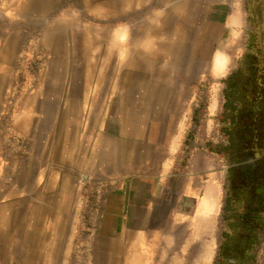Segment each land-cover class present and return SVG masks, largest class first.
<instances>
[{
  "label": "rangeland",
  "instance_id": "rangeland-1",
  "mask_svg": "<svg viewBox=\"0 0 264 264\" xmlns=\"http://www.w3.org/2000/svg\"><path fill=\"white\" fill-rule=\"evenodd\" d=\"M5 1L0 0V157L3 158L0 164H7L12 169L16 163L18 167L20 157H45L53 131H57L59 125H75L66 117L69 108L76 113L79 119L77 125L81 128L84 125L91 128L96 124L97 128L101 125L119 132L137 124L144 110L153 105L165 73L166 78L177 80L179 93L183 95L180 106L185 108V113L180 121L178 156L189 160L194 152L202 150L214 154L223 171L224 193L216 253L221 250L218 264H264V213L257 217L256 212L246 211V208H254L250 204L264 208L263 196L260 192L246 193L241 188L231 190L225 182L230 163L225 159L226 153L222 148V140L228 135L229 118L234 115L232 111L239 110L240 102L244 103L239 102L237 97L245 98L244 85L246 82L250 84L247 80L252 78L258 86L260 82L264 83V76L261 75V72L264 74V65H261L264 58H260L262 53L254 57L255 54L250 53L248 48L251 41L247 30L252 23L249 0H196L192 13L170 9V6L176 5L170 1L163 4L158 0H117L113 7L111 0H106V5L91 0L93 7L84 8L81 0H61L35 20H29L24 15L28 9H20L24 1L30 4L35 0ZM211 5L216 6L218 23L207 19ZM218 7L222 9L219 11ZM118 15L120 17H116ZM70 17L78 23L79 45L80 40L82 42L90 36L86 31L89 26L92 29L110 28L111 31L123 29L128 45L132 42L141 45L151 39L156 41L154 44L158 42L152 47L157 58L155 61L149 58L152 72L142 96L138 89L129 105L123 100L125 95L121 94L119 80L130 84L139 80L129 78L131 73L124 72L122 75L118 53L101 51L97 46L89 50L78 47L76 51L68 48L61 53L52 51L45 40V28L49 25L54 27L56 22ZM165 20L171 23L173 29L180 28L177 30L180 35L174 34L175 31L152 32L151 25L161 28ZM206 23L209 26L205 31ZM9 40L14 41L13 53L10 54ZM163 45L176 47L171 54L165 53ZM216 53L225 58L223 69H215ZM9 55L11 61L9 65H4L3 61ZM58 56L65 59L60 66L56 61ZM235 80L238 85L242 84L239 94L229 85ZM213 93L216 96L214 110L211 109ZM259 96L260 93L254 100H258ZM236 99L239 103H235ZM228 109L232 111L229 113ZM41 148L44 149L43 155ZM259 152L260 149L256 152L257 157ZM78 186L82 189L83 183L78 181ZM81 195L82 198L85 195L83 189ZM248 214L255 216L254 225L256 219L262 222L263 226L255 225V232L263 231V237L256 239L248 234L239 241L234 235L242 220L245 219V224L249 222L246 218ZM81 224L79 241L71 260L56 264H99L92 256L93 223L81 220ZM256 243H259L258 250L255 261L251 262L252 248ZM0 264H3L2 261Z\"/></svg>",
  "mask_w": 264,
  "mask_h": 264
},
{
  "label": "crops",
  "instance_id": "crops-1",
  "mask_svg": "<svg viewBox=\"0 0 264 264\" xmlns=\"http://www.w3.org/2000/svg\"><path fill=\"white\" fill-rule=\"evenodd\" d=\"M133 85L121 87L128 105ZM178 85L164 73L153 105L119 132L81 128L69 108L66 117L75 125L53 131L45 157H20L12 169L0 164L3 264L70 261L81 220L93 223L99 264L213 263L224 175L214 154L178 156L185 113Z\"/></svg>",
  "mask_w": 264,
  "mask_h": 264
},
{
  "label": "bare ground",
  "instance_id": "bare-ground-1",
  "mask_svg": "<svg viewBox=\"0 0 264 264\" xmlns=\"http://www.w3.org/2000/svg\"><path fill=\"white\" fill-rule=\"evenodd\" d=\"M12 0H6L5 2H10ZM159 2L162 1L163 4L167 2L175 3L176 5L170 6V9L180 10L182 12L186 13H192L195 10V2L196 0H158ZM61 0H35L33 3H26L24 1V4L21 5V8H26L29 11H27L24 15L28 17L29 20L31 19H37L42 16V14L47 10V8L55 7L58 3H61ZM91 0H81V5L85 8H92L93 6L90 5ZM111 5L115 7V4L117 3V0H111ZM129 2H133V0H129ZM94 3H101V4H108L106 0H95ZM4 4V2H2ZM168 4V5H171ZM216 6L211 5L208 7L207 11V19L208 21L212 20L213 23H218L220 20L218 18V14L215 11ZM219 11L220 7H218ZM112 10V9H111ZM116 17H120L119 15ZM50 26V25H49ZM46 27L45 30L47 32V35L45 36V40L48 43V45L51 47L52 51H58V53L62 52L63 50H70V51H76L78 47H82L84 50H89L93 46H97L101 51H107L109 53L116 52V54H119V65H121L122 75H124V72L131 73L133 78L136 77L137 80H139L138 83H135L136 85H133L130 89V92H132L135 95V92L139 89V94L142 96L143 91L145 90V85L147 82V78L151 76V63L149 62V58H153L154 61L157 58V55L155 51L152 49V47L156 46L155 44H158L153 41V39L146 41L144 44H137L135 42H132L131 44H127L125 39V31L123 29L121 30H113L111 31L110 28H102V29H92L90 26L86 28V31L89 33V37L86 39H83L82 42L80 40V45L78 42V31L76 30V27L78 26V23L74 20V17L70 18H64L63 22H56L54 27ZM208 23H206L205 31L208 28ZM213 26V25H212ZM214 28V27H213ZM152 32H158V33H167L175 31L174 34L178 35L179 32L177 30H181L178 28L177 30L173 29L171 26V23L169 21H164L163 26L157 27L155 24L151 25ZM1 31V29H0ZM153 34V33H151ZM204 33H202L203 35ZM180 35V34H179ZM149 36V35H148ZM204 36V35H203ZM12 37V36H11ZM10 37V38H11ZM71 42V44L68 45V42ZM9 44V54L12 52L14 48V41L12 43L11 40L8 42ZM7 44V45H8ZM177 45V43H175ZM99 45V46H98ZM176 47L175 45L165 47L163 45V49H165V53L170 52L173 53L172 50ZM13 53V52H12ZM70 55L68 54V58ZM67 60V59H66ZM71 60V59H69ZM11 61V56L6 57V59L3 61V64L9 65V62ZM60 63L65 61V59L61 58V56L57 58V60ZM214 61L216 64L217 69H223L225 67V58L221 53H216L214 56ZM167 71L170 70V68ZM60 68H58L59 72ZM61 72H59L60 74ZM164 74V73H163ZM119 85H121L122 88L125 86L128 87V82H125L123 80H119ZM138 85V86H137ZM136 88V90H134ZM134 95L132 97H134ZM140 96V97H141ZM215 94H212V100H211V109H215ZM181 129V128H180ZM67 142V139H65ZM65 142V143H66Z\"/></svg>",
  "mask_w": 264,
  "mask_h": 264
},
{
  "label": "flooded vegetation",
  "instance_id": "flooded-vegetation-1",
  "mask_svg": "<svg viewBox=\"0 0 264 264\" xmlns=\"http://www.w3.org/2000/svg\"><path fill=\"white\" fill-rule=\"evenodd\" d=\"M250 2V23L247 30V37L251 41L250 53H254V57L260 53V58H264V0H249ZM264 65V62L261 64ZM264 69V68H262ZM261 75L264 74L261 72ZM250 84L244 85L245 98L237 97L241 108L236 111L228 109V112L234 113L230 116V125L227 128V137L222 140L224 143L223 152L226 153L225 159L229 161V172L225 176V182L231 190L241 188L246 193L260 192L264 199V83L260 82V86L255 84L252 78ZM259 83V82H258ZM232 90H237L239 94L240 86L235 82L229 83ZM249 91V94L248 92ZM260 93L259 99L254 100ZM252 94V98H249ZM249 99V100H248ZM237 99L235 101L238 102ZM238 102V103H239ZM238 106V104H237ZM236 106V107H237ZM218 132V131H217ZM220 146L217 145V148ZM260 149L259 157L256 152ZM262 199V200H263ZM264 202V201H263ZM264 208L258 209L256 216H261ZM260 220V219H259ZM256 219L255 225L263 226L262 222ZM261 230L262 228H257ZM259 234V236H258ZM263 231L256 232L254 238L261 239ZM259 244V243H258ZM258 244L253 245V256L250 258L255 261V253L258 250ZM217 253V252H216Z\"/></svg>",
  "mask_w": 264,
  "mask_h": 264
},
{
  "label": "trees",
  "instance_id": "trees-1",
  "mask_svg": "<svg viewBox=\"0 0 264 264\" xmlns=\"http://www.w3.org/2000/svg\"><path fill=\"white\" fill-rule=\"evenodd\" d=\"M253 205V207L254 208H246V211L247 210H249V212H257L258 211V209H260V208H258V206H257V204H255V206H254V204H250V206H252ZM254 217L255 216H250L249 214L247 215V217L246 218H248V221L249 222H247V224H245V223H243V221L245 220H242L241 221V225H240V227H239V230L237 231V233L234 235V238L235 239H238L239 241L240 240H242V239H245V237H248V236H251V237H254V234L256 233L255 232V225H254ZM242 223H243V225H242ZM250 229V230H249ZM249 234V235H248ZM248 235V236H247ZM234 243V242H233ZM240 246V245H239ZM237 248H240V247H238L237 246ZM222 249V248H221ZM220 252H221V250H220ZM220 252L215 256V259H214V261H213V263L212 264H218V258H219V255H220Z\"/></svg>",
  "mask_w": 264,
  "mask_h": 264
}]
</instances>
